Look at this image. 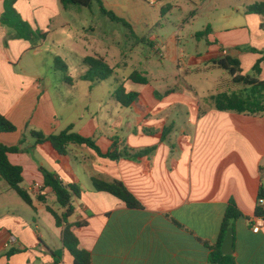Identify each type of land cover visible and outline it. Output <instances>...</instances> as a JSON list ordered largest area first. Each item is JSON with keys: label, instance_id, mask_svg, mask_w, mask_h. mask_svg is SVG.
<instances>
[{"label": "crops", "instance_id": "0c3cea01", "mask_svg": "<svg viewBox=\"0 0 264 264\" xmlns=\"http://www.w3.org/2000/svg\"><path fill=\"white\" fill-rule=\"evenodd\" d=\"M168 1L172 0L154 2L163 15L167 14L164 6ZM187 1L195 6L192 19H202L192 37L204 43L205 52L171 53L170 43L181 41L179 32L185 27L183 22L178 25L158 47L167 56L171 54L184 84L164 91L169 102L143 105L140 112L136 101L123 106L115 99L117 111L125 108L136 112L137 117L136 122L123 120L116 125L85 118L88 111L84 107L80 113L79 105L64 108L67 115L60 113L49 81L44 82L34 65L30 68L27 62L29 57L34 63L46 39L31 47L24 39H13V29L0 24V114L16 127L14 132L0 133L1 144L17 145L28 126L50 135L72 125L74 132L92 138L102 154L114 148L120 152L127 148L131 153L149 150L137 159L110 160L85 145H69L59 156L48 143L39 145L24 137L23 150L7 157L22 168L21 187L32 198V205H25L43 219L46 228L39 231L38 218L12 206L15 202L8 195L10 187L0 178V264H30L35 257L52 264L50 251L62 247V228L47 210L55 209L48 203L53 194L49 187H43L42 169L81 189L79 198L72 199L74 211L68 222L84 223L72 229L78 247L89 252L91 264H209L207 246L217 241L230 202L243 216L231 222L232 257L237 264H264V217L254 216L260 190L264 191V114L217 110L211 99L236 89L228 72L227 76L220 72L214 60L230 56L239 61L242 74L252 75L262 54L248 49L264 51V14H248L245 9L264 0ZM60 6L58 0H15L13 4L20 19L32 29L48 35L57 22L58 27L71 29L72 46L87 52L93 46L94 36L88 33L92 27L72 26L62 18ZM3 11L4 0H0V17ZM118 12L126 15L119 7ZM142 26L148 28L149 24L144 21ZM206 28L205 36H196ZM156 39L152 35L147 41L158 44ZM74 54L79 59L87 56L79 48ZM256 78L264 81V59ZM203 80L208 89L200 86ZM127 81H123L125 92L138 93ZM232 85L233 89L229 88ZM94 180L121 182L140 207L129 208L113 195L96 191ZM39 194L45 201L37 199ZM55 212L60 214L62 209ZM260 218L262 222H258ZM257 226L254 232L252 228ZM13 246L36 249V256L24 251L5 258ZM59 264H72V257L64 251Z\"/></svg>", "mask_w": 264, "mask_h": 264}, {"label": "rangeland", "instance_id": "374dc122", "mask_svg": "<svg viewBox=\"0 0 264 264\" xmlns=\"http://www.w3.org/2000/svg\"><path fill=\"white\" fill-rule=\"evenodd\" d=\"M101 1L106 8L113 10L116 14L118 13V16L120 14L125 18V21L129 20L132 24L129 26L122 22L111 21L101 13L96 0H93L88 8L77 5L60 6L62 18L71 23L72 26L78 27L83 24L87 27H92L93 30H88V33L94 36L93 46L87 52L82 47L77 46L75 48L72 46L73 35L71 29H62V27L57 26V22L53 25L52 32L48 35L46 32L31 28L32 36L29 39L14 36L15 31H12L13 34L11 36L13 39L28 41L31 47H35L39 41L46 39L45 43L41 45L40 55L33 60L35 64L29 57H27V62L30 68L34 65L35 70L44 77V82L47 83L49 81V90L55 105L58 108L61 107L60 113L67 115L68 110L64 111V108L69 109V105L73 104L79 105L80 113L84 111V107L87 109L86 115L85 112L83 113L85 118L91 116L93 119H104V121L113 122L114 125L123 120L136 122V112L125 108H119L118 111L115 109L117 105L115 90L118 87V83L122 82L123 85V81L133 71H137L147 78L149 81L147 85L133 84L132 81H127L128 86H134L139 91L135 102L139 112L140 107L143 105L169 102L170 100H167L164 91L169 88L182 86L185 80L182 74L178 75L176 64L170 60L171 54L167 56L162 49L156 51V45L160 47L161 42L167 40L176 31L178 25L183 22L185 25L184 30L179 32L181 41L178 44L170 43L171 53L177 52L180 54L184 52V54L191 55L197 52L204 53V43L199 44L192 37V34L200 28L202 19H192L195 6L187 0L168 1L164 6L168 8L166 15L160 13V6L154 5L155 0ZM118 7L125 11L126 15L119 13ZM144 21L149 24L148 28L142 26ZM152 35L157 36L156 42L158 44H151L147 41V38ZM141 38H144V41ZM78 48L82 49L89 57L102 58L111 68L116 66L113 73L101 81L82 79L87 71V66L83 59L87 56L79 59L74 54L78 52ZM56 57L65 64V71L56 67L54 63ZM220 72L227 76L225 70L221 69ZM173 75L178 76L174 78ZM89 85H91V91H87ZM233 85H236L235 91H238L241 87L237 84ZM233 85L229 86V88L233 89ZM200 86L208 89L209 84L203 80L200 82ZM30 131L37 130L28 126L23 131L22 137L35 141L30 135ZM8 195L15 202L12 206L20 213L25 210L33 214L40 221L39 231H44L46 224L43 219L37 217L35 211L31 207L29 209L14 190L10 189ZM48 203L55 210L59 209L54 195L49 198ZM50 234L52 235L51 231ZM52 236L58 244V238L54 235ZM11 248L18 249V254L25 251L29 256H36V249L27 250V248H19L18 246ZM12 256L6 257L4 254L7 259ZM30 264L49 263L39 259V257H35L30 260Z\"/></svg>", "mask_w": 264, "mask_h": 264}, {"label": "trees", "instance_id": "16d2710c", "mask_svg": "<svg viewBox=\"0 0 264 264\" xmlns=\"http://www.w3.org/2000/svg\"><path fill=\"white\" fill-rule=\"evenodd\" d=\"M15 0H4V11L0 17V24L4 27H8L15 31L16 37L29 39L31 35V27L27 22L20 19L18 13L13 8ZM63 6L77 5L80 7H89L93 0H58ZM99 5L101 13L107 16L111 21L122 22L127 24L125 20L111 9L106 8L101 0H96ZM245 12L248 14H264V2L254 3L246 7ZM206 28L202 32H198L196 36L202 37L208 33ZM42 36V35H41ZM44 37V34H43ZM252 52H259L262 54L261 58L257 60L252 68V75L242 74L239 61L230 56H223L218 60H214L213 64L218 68L228 72L232 83L242 86L238 91H232L230 93L222 92L211 97L214 106L217 110L221 111H234L237 113H243L248 115L264 114V81H259L256 75L260 71V63L264 59V51H257L249 48ZM83 62L87 66V71L83 75L84 80H105L110 76L114 69L109 67L108 64L102 58L85 57ZM54 63L57 68L65 71V64L59 59L55 58ZM136 84L145 85L148 84V80L145 76L137 71H133L127 78ZM116 100L123 106L134 102L138 98L137 92H125V89L121 83H118V87L115 90ZM72 125L67 126L59 133L44 135L38 131H30V135L35 139L36 144L48 143L54 151L59 155L66 153V148L69 145H85L94 150L99 156L108 158L110 160H117L120 157H126L131 159H137L149 152V150H139L131 153L129 149L125 148L121 152L117 149H113L107 153L102 154L92 138L84 137L72 130ZM16 127L8 119L0 114V133L14 132ZM23 137L19 140L17 145L6 146L0 143V178L3 179L10 189L22 199L27 205H32V198L26 190L21 187L22 183V168L14 165L8 160V153H17L22 151L21 145L23 144ZM43 176V187H49L52 194L55 197L56 202L62 209L60 214H57L51 208L47 207V210L52 214L57 227L62 228L61 243L62 247L55 251H50L52 257V264H59L62 260V254L66 251L70 257H72V264H91L90 254L84 249L78 247V239L73 233V227L82 226L83 222L70 224L69 218L72 216L74 206L72 204L73 198H79L81 189L75 183L64 184L55 172H51L45 169L41 170ZM93 187L96 191L107 192L114 197L122 200L129 208H139L140 204L130 194L121 182H101L94 180ZM259 198H264V191L260 190ZM39 201H45L44 197L39 194L37 196ZM254 216L264 217V206L258 205L254 211ZM243 217L238 211L236 205L230 202L227 206L222 224L221 231L217 241L210 246L208 263L209 264H237L232 255H223L221 253V244L228 228H231L232 220ZM18 249L11 248L5 253L6 257L16 254Z\"/></svg>", "mask_w": 264, "mask_h": 264}, {"label": "water", "instance_id": "95a60500", "mask_svg": "<svg viewBox=\"0 0 264 264\" xmlns=\"http://www.w3.org/2000/svg\"><path fill=\"white\" fill-rule=\"evenodd\" d=\"M220 250L223 255H232L233 253V229L232 228H228L226 230Z\"/></svg>", "mask_w": 264, "mask_h": 264}, {"label": "built area", "instance_id": "2783aa9c", "mask_svg": "<svg viewBox=\"0 0 264 264\" xmlns=\"http://www.w3.org/2000/svg\"><path fill=\"white\" fill-rule=\"evenodd\" d=\"M159 49H160V48L158 47V45H156V51H158ZM34 188L38 189V186L35 185ZM257 202H258V205H260V206H264V198H258V201H257ZM258 222H262L261 218L258 219ZM258 229H259L258 226L255 227V228H252V230H253L254 232H257Z\"/></svg>", "mask_w": 264, "mask_h": 264}]
</instances>
